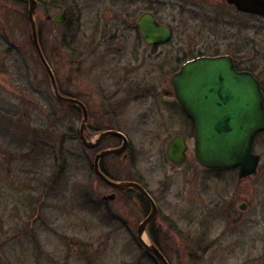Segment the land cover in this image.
Segmentation results:
<instances>
[{
    "label": "rangeland",
    "instance_id": "374dc122",
    "mask_svg": "<svg viewBox=\"0 0 264 264\" xmlns=\"http://www.w3.org/2000/svg\"><path fill=\"white\" fill-rule=\"evenodd\" d=\"M63 1L42 0L43 6L38 5L39 42L59 88L64 94H77L89 102L94 117L103 110L104 91L91 84L87 75H80L77 86L72 85L71 72L76 45L84 50L86 41L95 36L119 35L115 45L102 46L101 50L121 48L126 53L124 66H139L142 79L155 63L151 80L159 82L162 72L168 68L175 71L179 67L176 62L186 54L191 56L195 49L233 55H239L237 51L241 50L242 64L249 59L246 65L264 84V20L238 14L225 0H220L215 9L197 5L198 0H190L196 2L195 6L188 0H120L130 5L122 10L121 3L115 0ZM207 1L212 0L202 2ZM60 4L69 13L63 24L53 21L62 14ZM149 7L174 30V38L170 44L156 48L153 61L146 64V48L140 46L138 65L130 55L137 45L134 24ZM28 11L26 0H0V264H53L42 260L38 243H44L46 257H58L59 264H66L63 258L70 242L92 244V251L100 254L101 264H156L144 249L101 247L104 243L134 242L137 231L133 226L130 232L121 224H107L102 212L96 211L99 209L90 213L87 207L85 148L71 138L74 119L79 130L83 117L56 98L33 43ZM207 15L213 20L205 19ZM81 48L77 50L80 53ZM86 86L91 88V100L85 97ZM151 105L154 106L151 99H141L124 106L121 113L124 117H180L161 113ZM144 138L143 133L135 136L138 145ZM189 141L193 151L194 139L189 137ZM164 147L153 148L152 163L156 186L168 185V204L175 210L171 218L172 242L164 249L170 263L264 264V135L258 138L255 148L261 156L258 174L243 181L236 176L233 182L234 175L229 172H218L215 177L202 174L194 156L183 166L168 165L161 157ZM186 185L191 190L184 193ZM211 199L221 208L235 199L236 210L247 200L248 212L234 217L237 225L230 226L225 218L215 221L210 236L219 238L216 247L205 253H198L196 244L181 249L184 211H201ZM138 219L126 217L131 224ZM192 238H197V228ZM71 264L85 263L75 260Z\"/></svg>",
    "mask_w": 264,
    "mask_h": 264
},
{
    "label": "flooded vegetation",
    "instance_id": "af4514ba",
    "mask_svg": "<svg viewBox=\"0 0 264 264\" xmlns=\"http://www.w3.org/2000/svg\"><path fill=\"white\" fill-rule=\"evenodd\" d=\"M122 5L121 10L128 9L130 6L127 2H120L115 0ZM204 0H198L197 5H203L206 9L219 8L220 0L207 1L208 4L203 3ZM192 6L196 5V2L188 0ZM202 2V3H201ZM226 4L230 9L235 10L240 15L258 17L264 20V14H253L242 12L237 9L233 4H229L225 0ZM63 13L66 11V18L63 23L68 19V9L64 5L58 6ZM198 8V7H194ZM150 12L154 14L157 20L164 24L158 18L152 7L146 8V10L139 15L137 18L134 28L137 31L136 36V49L130 54L135 61H138V65L141 64L140 53L138 51L140 46H145L147 55L144 64L153 61L152 57H155L156 48L168 45L173 41L174 30H172V38L166 44L159 45H148L144 42L138 28V20L144 14ZM208 16V15H207ZM207 20H213V18L205 17ZM216 20V19H214ZM58 23V24H63ZM88 39L85 43V49L83 50L80 45H76L77 49L74 50V63L71 72V84L77 86V79L80 75H87L91 78V84L97 85L98 88L104 91L103 93V110L97 113V117H94L93 110L89 102L83 101L77 94H64L59 88L56 76V82L58 85L59 92L62 96L69 97L83 103L87 110V117L85 124L83 122L76 129V118L74 119V128L71 130V138L74 141L79 140L84 148V163L86 167V188L87 192L85 195V202L87 207L92 213L101 211L103 218L106 219V223H118L122 225V228H127L130 232L132 226L136 228L137 237L134 242L131 243H118L113 242L110 244L104 243L103 246H110V248L127 249L131 246L139 249L147 250V255L150 260L156 264H164L162 260L156 256V254L147 247L146 243L143 242L139 235V228L143 222H145L153 213L156 208V214L145 228L144 239H147L150 243L155 245L158 250L162 253L165 259L170 263L167 254L164 252L166 247H169L172 242V216L175 215V210L168 204L167 195L170 188L166 184H159L156 186L154 165L153 161V148L160 145V148L164 150L161 152V157L164 162L171 166H183L189 162L193 157L195 158V164L201 170V173H207L209 176H216L218 172H229L232 175L233 182L238 176L239 181H243L252 176H241L239 168L230 169H217V168H206L202 166L195 155V124L192 118L189 116L185 108L179 103L176 98L175 87L173 84L174 75L188 62L199 59V58H218V57H229L232 60L236 70L238 72L252 73L260 83V88L264 96V84L254 74L253 70L246 64H249V59H245L242 64L241 55L244 53L241 50L237 51L239 55H233L228 53L209 52L204 49H195L191 56L187 54L183 59L178 60L175 71L172 68H168L165 72L161 73V80L159 82L152 81L151 78L155 74L156 65L153 63L152 68L142 77L139 74V66H124V60L126 53L121 48L102 51V46L115 45L120 40L119 35L111 36H100L96 39ZM79 47L83 50L82 53L78 52ZM242 52V53H241ZM142 57V56H141ZM86 65V67L83 65ZM129 65V64H128ZM85 72H82V69ZM162 68V67H161ZM163 69V68H162ZM89 86V85H87ZM86 86V87H87ZM77 89V88H76ZM85 97L89 100L92 98L91 88L87 87ZM141 99H151L153 101L155 109H159L160 112H168L170 116L178 115L180 117H124L121 113L128 106L140 102ZM123 104H125L123 106ZM74 113H79L83 117V110L75 105L69 104ZM153 106V105H151ZM153 106V107H154ZM152 108V107H151ZM154 114V110L152 109ZM154 116V115H153ZM159 116H161L159 114ZM175 129V130H174ZM143 130V131H142ZM175 133H174V132ZM112 133L109 136L101 139V135L104 133ZM143 133L145 138L143 144H137L135 136ZM264 132L259 133L253 144V152L256 154L255 148L259 137L263 136ZM180 137L184 139L187 146V158L186 161L180 165L173 164L167 158V150L169 143L174 139ZM189 137L194 139V152L192 151ZM167 141H163V139ZM146 139V140H145ZM85 140V142H84ZM106 152H112L110 154H104ZM146 153L148 156H144ZM75 158V156H74ZM76 159V158H75ZM260 165V164H259ZM259 167V166H258ZM213 178V177H211ZM116 183H135L140 186L151 198V200L142 193L141 190L130 187L120 189L113 184H110L106 180ZM204 184V183H203ZM203 189V185L201 186ZM191 190L188 185L184 188V193ZM246 198V197H245ZM208 204L201 211H192L187 208L184 211V217L182 220V231L181 237L184 239L179 244L181 249L192 248L191 245L197 246L196 250L198 253H205L208 249L214 248L218 244L219 238H211L210 233L214 228V223L219 218H225L227 223L238 224V219L234 217L243 216L248 212V201L242 202L238 209H234L233 202L235 199H230L231 205L223 203V207H220L215 200H208ZM233 204V205H232ZM243 213V214H242ZM130 218H134L138 221L129 222ZM198 218V219H197ZM234 226V225H233ZM197 228V238H192V231ZM134 230V229H133ZM120 229L117 230V232ZM213 239V240H212ZM193 240V241H192ZM195 240V241H194ZM192 242V243H191ZM68 253L63 258L66 264H71L75 260L84 262L85 264H101V259L98 258L100 255L98 252L94 253L92 250V244L90 243H77L70 242L66 244ZM39 254L43 258L44 262L50 261L53 264H59L58 257L48 256L46 257V248L44 243H38ZM94 256V258H93ZM189 259V255L187 257Z\"/></svg>",
    "mask_w": 264,
    "mask_h": 264
},
{
    "label": "water",
    "instance_id": "95a60500",
    "mask_svg": "<svg viewBox=\"0 0 264 264\" xmlns=\"http://www.w3.org/2000/svg\"><path fill=\"white\" fill-rule=\"evenodd\" d=\"M29 3V21L33 43L38 56L48 72L56 98L67 104L87 110L78 100L62 96L59 92L54 73L42 51L36 23L38 2ZM238 10L253 14H264V0H227ZM66 11L53 18L55 23H63ZM139 32L148 45L166 44L172 38V30L161 24L150 12L138 20ZM176 98L185 108L195 124V155L198 162L206 168H239L241 176H256L260 157L253 152L255 137L264 132V96L260 83L252 73L238 72L229 57L199 58L185 64L173 77ZM110 132L101 135V139ZM85 142V140H84ZM187 146L184 139L174 138L168 146L167 158L180 165L186 161ZM106 152L104 154H110ZM106 180V179H105ZM120 189L135 187L150 200L149 195L135 183L116 184ZM154 213L141 224L139 235L150 251L154 252L164 264H169L158 248L144 239L146 226Z\"/></svg>",
    "mask_w": 264,
    "mask_h": 264
},
{
    "label": "trees",
    "instance_id": "16d2710c",
    "mask_svg": "<svg viewBox=\"0 0 264 264\" xmlns=\"http://www.w3.org/2000/svg\"><path fill=\"white\" fill-rule=\"evenodd\" d=\"M37 2H38V5H40V7H42L43 6V2H42V0H36ZM63 2H69L68 0H64ZM64 4V3H63ZM62 4V5H63ZM64 5H66V4H64ZM39 8V7H38ZM70 106V105H69Z\"/></svg>",
    "mask_w": 264,
    "mask_h": 264
}]
</instances>
